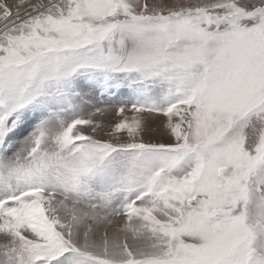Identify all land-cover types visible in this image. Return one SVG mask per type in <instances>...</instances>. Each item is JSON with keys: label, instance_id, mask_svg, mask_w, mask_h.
I'll list each match as a JSON object with an SVG mask.
<instances>
[{"label": "snow or ice", "instance_id": "obj_1", "mask_svg": "<svg viewBox=\"0 0 264 264\" xmlns=\"http://www.w3.org/2000/svg\"><path fill=\"white\" fill-rule=\"evenodd\" d=\"M0 264H264V0H0Z\"/></svg>", "mask_w": 264, "mask_h": 264}]
</instances>
